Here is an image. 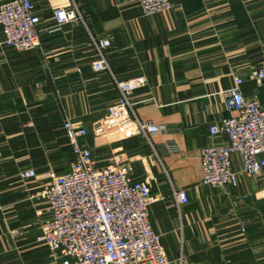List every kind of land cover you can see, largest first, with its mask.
Returning a JSON list of instances; mask_svg holds the SVG:
<instances>
[{
    "label": "crops",
    "instance_id": "crops-1",
    "mask_svg": "<svg viewBox=\"0 0 264 264\" xmlns=\"http://www.w3.org/2000/svg\"><path fill=\"white\" fill-rule=\"evenodd\" d=\"M172 1L145 15L136 0H31L41 44L16 51L0 41V264H57L36 242L50 218L37 194L42 176L71 168L67 118L87 127L97 168L127 164L132 181L148 182L150 221L169 264H264V171L244 174L234 154L238 185L212 188L201 182L200 157L228 142L210 126L232 115L226 98L237 77L264 106V81L252 75L264 66V0ZM59 7L85 23L57 27ZM93 38L111 40L105 53L117 78L147 77L132 100L140 120L163 127L151 143L135 125L96 132L119 90L111 72L94 69ZM29 169L39 178L22 177ZM180 190L188 201L178 206Z\"/></svg>",
    "mask_w": 264,
    "mask_h": 264
},
{
    "label": "built area",
    "instance_id": "built-area-1",
    "mask_svg": "<svg viewBox=\"0 0 264 264\" xmlns=\"http://www.w3.org/2000/svg\"><path fill=\"white\" fill-rule=\"evenodd\" d=\"M145 15L174 8L172 0H136ZM57 27L84 22L74 8L59 7L54 12ZM41 19L31 0H7L0 5L2 44L25 51L41 44ZM98 59L97 71L108 70L119 90L117 101L96 132L135 125L151 143L150 136L163 127L138 118L132 96L148 84L144 75L126 80L111 71L105 49L111 40L93 38ZM264 81V66L252 73ZM243 78L237 77L228 90L226 108L232 115L210 126V133H225L228 142L202 148L200 151L202 184L212 188L237 186L239 172L232 156L241 159V172L257 177L264 171V106L256 98L243 94ZM63 127L70 140L73 160L69 171L42 176L46 179L38 198L46 201L50 218L43 222L36 242L48 246L57 264H169L161 236L154 230L149 208L154 198L148 182L132 181L127 164L97 168L93 152L86 145L89 131L79 121L67 118ZM24 178H39L34 169L22 172ZM178 206L188 201L186 191H175Z\"/></svg>",
    "mask_w": 264,
    "mask_h": 264
}]
</instances>
